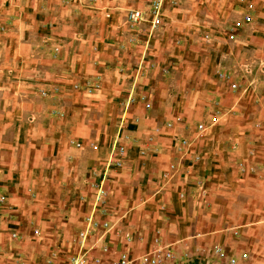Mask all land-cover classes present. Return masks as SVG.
<instances>
[{
  "label": "rangeland",
  "instance_id": "1",
  "mask_svg": "<svg viewBox=\"0 0 264 264\" xmlns=\"http://www.w3.org/2000/svg\"><path fill=\"white\" fill-rule=\"evenodd\" d=\"M263 8L0 0V264H67L106 213L87 258L128 224L264 264Z\"/></svg>",
  "mask_w": 264,
  "mask_h": 264
},
{
  "label": "crops",
  "instance_id": "2",
  "mask_svg": "<svg viewBox=\"0 0 264 264\" xmlns=\"http://www.w3.org/2000/svg\"><path fill=\"white\" fill-rule=\"evenodd\" d=\"M147 6H144V9ZM251 9V16L253 18V16H256L259 13V10H261V3L259 1L258 4L254 2ZM172 11L176 12L177 10L176 8H173ZM262 12L264 13V8ZM224 15L225 13L220 11L219 6H214L213 4L210 6L207 14V16L211 17L212 19L220 18V16ZM146 31L147 30L144 25L142 29L137 30L133 35H135L136 39L143 42L145 40V36L147 35ZM128 33L132 34V32ZM236 84L239 86L238 83ZM107 215L108 214L106 213L105 215L99 214L97 216H94L98 223L102 221H104V223H109ZM98 228L99 227H97V229ZM144 228L148 227L140 226L136 227V229L134 230L133 227L126 224L125 226L120 227L119 230L115 233L111 232L112 228H109L106 236V242H100V244H98V247H92L91 250H94V254H91L90 258L93 256H98L104 261L103 264H109L110 262L115 261L120 255L125 254L129 259L135 260L140 256L151 252L154 249L155 244L159 243L160 245L165 246L167 248V250L171 253L172 257L171 259L164 261L163 264H227L226 259L219 260V258L213 254L214 251H212V245L209 242L205 243L204 240L200 241L198 239H182L180 241H176V243H173L172 241L169 242L168 240L164 239L161 234H156V232H150V228L145 230ZM78 231L75 233V240ZM74 247L75 248H73L72 253L68 257L78 252V245L75 241ZM103 247H106V252L102 251ZM90 258H87L88 261Z\"/></svg>",
  "mask_w": 264,
  "mask_h": 264
},
{
  "label": "built area",
  "instance_id": "3",
  "mask_svg": "<svg viewBox=\"0 0 264 264\" xmlns=\"http://www.w3.org/2000/svg\"><path fill=\"white\" fill-rule=\"evenodd\" d=\"M249 8L251 9L252 6H250ZM131 16L134 21H138L141 17L139 12H135ZM249 21H250V15L245 14L242 17L240 23L236 25L240 26V24L246 23ZM158 24H159V20L155 19L153 25L156 26ZM217 77L221 80H227L226 74H223V73H218ZM232 87L233 89L236 88L235 85H233ZM199 129H202V127L199 126ZM184 146H187V145H184ZM125 153L126 152L124 148L118 147L111 153L112 156L110 157V162H112V164L114 163V165L116 166H121L123 163V158L125 157ZM102 193L103 191L99 188L98 198L100 197ZM106 226H107V223H98L93 219V217H88L85 222L84 227L80 231H78L76 235L75 242L78 245V252L71 255L68 258L67 264H103L104 261L98 256H93L88 261V259L86 258V254L83 253V248L87 241V237L90 234L92 229L97 228V227H99V229L100 228L105 229ZM102 251L106 252L107 251L106 247H103ZM223 255H224L223 253L218 254V256H221V257H223ZM171 258H172L171 253L167 250V248L157 243L155 244V247L151 252L144 254L135 260H131L125 254H122L115 261L110 262L109 264H163L164 261L171 259ZM243 258H245V256H243ZM236 263L237 261L235 259H230L228 261V264H236Z\"/></svg>",
  "mask_w": 264,
  "mask_h": 264
}]
</instances>
